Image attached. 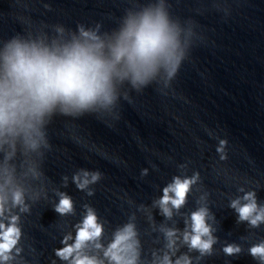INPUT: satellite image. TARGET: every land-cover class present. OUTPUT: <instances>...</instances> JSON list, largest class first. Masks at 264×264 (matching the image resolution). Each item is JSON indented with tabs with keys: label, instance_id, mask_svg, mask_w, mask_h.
Returning <instances> with one entry per match:
<instances>
[{
	"label": "water",
	"instance_id": "water-1",
	"mask_svg": "<svg viewBox=\"0 0 264 264\" xmlns=\"http://www.w3.org/2000/svg\"><path fill=\"white\" fill-rule=\"evenodd\" d=\"M219 2L171 0L173 14L195 20L197 33L191 58L171 88L153 85L131 92V102L122 99L114 113L58 118L50 126L52 148L42 162L48 198L22 217L24 264H59L54 251L74 231L84 205L94 207L105 224V244L117 228L135 223L142 264H153V254L166 250L162 228L183 232L190 214L206 206L218 238L214 253L200 257L178 243L177 255H189L193 264H256L246 250L264 239V226L238 224L229 203L241 195L240 187L255 190L264 203V0H227V16L214 7ZM127 6V0H0V38L21 30V17L70 27L103 22L110 29ZM221 139L228 141L226 160L216 151ZM81 170L102 173L89 187L92 196L72 182ZM195 172L200 182L187 205L166 219L155 205L163 187L173 176ZM56 191L72 196L75 215L55 213ZM229 243L245 252L226 256L222 248Z\"/></svg>",
	"mask_w": 264,
	"mask_h": 264
},
{
	"label": "clouds",
	"instance_id": "clouds-1",
	"mask_svg": "<svg viewBox=\"0 0 264 264\" xmlns=\"http://www.w3.org/2000/svg\"><path fill=\"white\" fill-rule=\"evenodd\" d=\"M227 0L214 7L227 16ZM123 14L108 29L103 22L49 24L21 17L22 28L0 38V264H24L22 217L32 205L47 199L42 162L52 144L49 128L58 118L79 120L114 113L130 93H143L153 85L171 88L197 39L196 21L181 19L171 0H127ZM44 7L51 11L49 4ZM228 141L219 140L216 151L227 159ZM183 167V166H182ZM147 169L142 175H147ZM65 187L67 186V177ZM102 179L99 171L81 170L72 177L78 191L94 195L90 185ZM200 174L173 176L155 202L160 214L172 219L184 208ZM229 207L237 223L249 229L264 226V203L255 190L240 187ZM52 208L61 217L76 214L67 192L56 191ZM31 202V203H30ZM214 216L200 206L185 220V229L162 228L166 244L153 264H193L187 254L177 255L178 243L200 257L211 256L218 238L209 223ZM105 224L96 209L84 205L83 215L55 249L59 264H142L141 241L135 223L117 228L107 244ZM247 254L264 264V239L251 243ZM229 257L245 252L229 243Z\"/></svg>",
	"mask_w": 264,
	"mask_h": 264
}]
</instances>
